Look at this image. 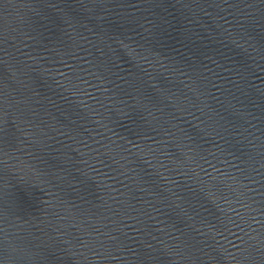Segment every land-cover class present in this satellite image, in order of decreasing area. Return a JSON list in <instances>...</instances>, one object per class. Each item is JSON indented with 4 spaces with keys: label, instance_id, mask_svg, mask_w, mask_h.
<instances>
[{
    "label": "water",
    "instance_id": "95a60500",
    "mask_svg": "<svg viewBox=\"0 0 264 264\" xmlns=\"http://www.w3.org/2000/svg\"><path fill=\"white\" fill-rule=\"evenodd\" d=\"M0 264H264V0H0Z\"/></svg>",
    "mask_w": 264,
    "mask_h": 264
}]
</instances>
